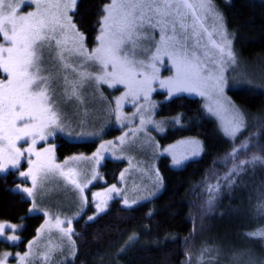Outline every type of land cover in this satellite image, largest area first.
Wrapping results in <instances>:
<instances>
[{
    "label": "rangeland",
    "instance_id": "374dc122",
    "mask_svg": "<svg viewBox=\"0 0 264 264\" xmlns=\"http://www.w3.org/2000/svg\"><path fill=\"white\" fill-rule=\"evenodd\" d=\"M15 2L19 3V0ZM65 2L67 0H40V11L44 18L54 20L62 15ZM169 2L181 5L178 9L179 15L187 14L186 19L189 24L195 15L208 30L204 32L199 26L196 27L195 34L191 28L187 30L189 49L195 50L196 57L190 59V63L185 65L180 76L191 81L196 91L185 93L200 97L204 112L216 121L218 132L234 141L245 129L246 122L244 114L231 99L229 91L241 85L258 82L264 77L261 75L264 67L236 55L233 37L226 28L224 19V30L231 44L228 45L227 41L218 35L219 25L214 16L218 13L223 18V15L212 0V10L201 8V0H188L194 6L193 9L184 8L183 0H169ZM117 4H151L153 8L157 5L163 8L164 0H117ZM36 10L35 3L25 4L20 8L19 15H27ZM127 10L120 8L115 15L119 18L120 14ZM140 10L137 8L135 11ZM143 11L147 15L159 18L147 7H144ZM74 12L70 11L68 14L73 18ZM172 12L176 13L177 9L173 8ZM180 31L177 24V33ZM208 33L212 34L211 38ZM168 34H172L171 30ZM54 35L56 39L62 41V44L57 46L55 40L50 43L45 42L41 74L49 77V93L55 98L54 110L59 119L56 124L49 125L45 129L47 136L45 140L36 138V150L41 152V158L37 163L45 164L47 168L35 173V185L32 176L20 175L21 172H27L30 168H33L35 172L36 166L28 163V160H37L34 155L26 154L25 158H21L19 169H13L11 165H8L4 171L0 172V175H6L11 171L17 172L20 182L15 190L31 201L30 213L42 214L44 221L36 237L27 245L26 251L5 250L0 254V259H5V254H8L5 264L69 262L75 255L72 240L73 224L78 217L87 213V219L89 217L95 219L108 209L114 199H120L125 207H134L153 198L163 190L158 166L161 156H168L171 166L180 169L188 161L199 158L205 151L203 141L197 137H184L165 147H161L158 142V136L168 128L181 126L180 116L161 117L159 115L160 103L169 100L175 94L183 93H177L173 88L174 94H170L171 85L163 88L160 86V80L175 79L177 76L173 60L163 55V46L161 51L163 63H157L154 69L146 60L143 66H135L134 71L142 75L136 76L130 86L118 84L115 87H109L107 84L97 85L94 80H88L82 75L96 74L98 65L94 61H89L87 56L98 46V41L95 46L90 47L84 40L86 51L83 55H77L72 49L78 47V39L71 30L61 31L57 28ZM159 39L160 32L156 29L154 42H159ZM213 40L221 47H225L224 53L219 47L213 45ZM0 44L8 46L2 35H0ZM228 49L232 51L234 59L227 56ZM37 52L39 55V48ZM154 52L155 48L150 47L149 52L144 53L141 58ZM65 65L71 67H65ZM220 75L225 78L223 92L213 87V78ZM0 79H6V74L2 70H0ZM144 80L150 81V89L140 83ZM201 92L204 95H201ZM157 93L164 94L162 100L156 98ZM209 108L212 109L211 113L208 111ZM237 124H239V130L233 133L232 130ZM63 140L97 141V146L91 152L82 151L61 157L58 148ZM6 144V141L0 139V149L6 147ZM30 145V139L17 143L22 150ZM245 146L247 143L241 144L240 148L244 149ZM45 149L49 151L45 152ZM255 156L264 160L263 156ZM107 160L124 161L126 166L119 176L118 183L97 188L96 184L106 182L102 165ZM251 160L249 158L247 161ZM2 165L3 159H0V166ZM242 168L240 175L251 171L249 178L264 174V164L260 161L245 163ZM233 169L231 173L239 175L233 172ZM72 181L80 187L77 188ZM25 188L33 190L31 196L23 191ZM218 193L220 192L217 190ZM243 199L242 197L238 199L241 206L239 208L246 219L245 227L239 235L243 244H247L232 252L223 249L211 251V248L205 247L207 257L203 261L206 255L202 254L200 263L219 264L221 261L220 264H234L233 255L239 252L251 253L257 261H264V237L248 235V233L264 229V213L257 210V205L264 202V180L262 184L259 183L253 194L247 196L246 200ZM97 205L105 210L99 212ZM90 207L94 208V211L88 213ZM58 220L62 223H58ZM0 223L14 226L11 229L6 228L0 240L18 244L21 241L20 231L23 229V223ZM68 229H71V232H68ZM11 236H16L17 240H11ZM122 250L123 248L98 264H120L118 257ZM246 260L247 257H245Z\"/></svg>",
    "mask_w": 264,
    "mask_h": 264
},
{
    "label": "trees",
    "instance_id": "16d2710c",
    "mask_svg": "<svg viewBox=\"0 0 264 264\" xmlns=\"http://www.w3.org/2000/svg\"><path fill=\"white\" fill-rule=\"evenodd\" d=\"M109 1L77 2L73 20L90 47L97 44L103 9ZM212 1L233 37L236 55L264 67V0ZM254 83L259 86L252 83L229 91L246 122L234 141L218 132L216 121L204 112L200 97L183 92L162 101L159 115L180 116L181 126L170 127L158 136L160 146L197 137L205 151L180 169L171 166L168 156H161L158 166L163 190L153 198L134 207H125L120 199H114L95 219H87V213L78 217L73 224L75 255L61 264H98L121 248L120 264H204L199 260L207 254L205 247L232 252L246 245L239 235L246 218L238 199L246 200L253 194L264 174L249 178L251 171L229 173L241 161L255 155L264 157V77ZM163 96L156 94L158 100ZM243 143H247L244 149L240 148ZM96 146L97 141L63 140L58 149L63 157L91 152ZM125 166L124 161L107 160L102 165L106 182L95 187L118 183ZM19 182L17 172L0 175V222L23 223L21 241L10 244L0 240V254L5 250L26 251L44 221L42 214L30 213L31 201L15 190ZM92 211L90 207L88 213Z\"/></svg>",
    "mask_w": 264,
    "mask_h": 264
},
{
    "label": "snow or ice",
    "instance_id": "6c2138e0",
    "mask_svg": "<svg viewBox=\"0 0 264 264\" xmlns=\"http://www.w3.org/2000/svg\"><path fill=\"white\" fill-rule=\"evenodd\" d=\"M32 3L36 4L37 10L29 12L27 15H19L20 8ZM77 0H67L63 4V12L60 17L54 20L44 18L40 11V0H0V35L7 42L8 46L0 44V70L6 74V79H0V139L7 142L6 147L0 149V159H3V165L0 166V172L4 171L8 165L13 169H19L21 158L27 155H34L37 160H28L29 164L35 165V172L30 168L27 172H21L23 177L32 176L35 185L36 172L44 171L47 168L45 164H38L41 158V152L36 150L37 137L43 141L47 138L45 129L49 125L57 123L59 119L54 110V96L49 93V77L41 74V65L43 63V47L45 42L55 40V44L60 46L62 41L56 39L55 32L57 28L61 31L71 30L78 39V47L72 49L77 55H83L84 36L78 31L77 25L68 13L75 11ZM181 5L171 4L169 0H164L163 8L157 5L155 8L149 5L137 4H117V0H110L104 6L102 21L100 22V34L97 36L98 46L92 49L87 59L94 61L98 68L96 74H82L88 80H94L97 85L107 84L109 87H115L118 84L130 86L132 80L142 73L134 71L135 66L145 64L147 60L151 67L156 68L157 63H163L161 55L163 46V55L173 60L177 70L175 79L160 80V86L169 88L170 94L175 92H193L196 88L187 78H181L180 73L185 65L190 63V59L196 57L195 50H190L188 45L189 36L187 30L192 29L195 34L196 27L199 26L204 32L208 30L204 27L198 16L193 15L191 24L187 22L186 15H179L178 9ZM182 6L186 9H193L194 6L183 0ZM60 7V5H57ZM147 7L153 11L156 16L147 15L143 8ZM200 7L207 10L211 9V0H201ZM128 9L120 14L119 18L115 15L118 9ZM141 9L139 12L135 10ZM177 12L173 13L172 9ZM167 18V19H166ZM219 25L218 35L227 41V34L224 30L222 16L218 13L214 16ZM177 24L181 30L177 33ZM159 29V42H154V30ZM169 30L172 34L169 35ZM211 38V33H208ZM222 53L225 47L216 44ZM147 45V46H145ZM154 47L155 52L141 58L144 53L149 52V48ZM39 48V55L37 49ZM169 48L171 50H169ZM139 49V50H138ZM227 56L234 59L230 49ZM199 66V65H197ZM65 67H71L65 65ZM111 68V71H109ZM143 85L150 89V81H141ZM225 78L220 75L213 78V87L223 92ZM204 95L203 92L200 93ZM127 95V93H126ZM211 113L212 109H208ZM239 130V124L233 128V133ZM31 140V145L23 150L17 146L19 141ZM49 151L45 149V152ZM260 161L264 164L261 157L254 156L251 161L241 162V165L234 167L233 172L239 173L243 170L245 163H254ZM179 163V161H177ZM231 176L232 173H229ZM77 188L80 186L72 181ZM29 196L32 195L31 188L23 189ZM127 204V201H125ZM98 211L105 209L97 205ZM257 210L264 213V202L257 205ZM94 217H89V220ZM62 223V221H57ZM12 225L0 223V237H3L6 228L11 229ZM63 231V229H62ZM71 232V229H68ZM252 237H264V229L248 233ZM11 240L16 241V236H11ZM5 254V259L7 258ZM245 257L247 260L245 261ZM5 259H0V264H5ZM234 264H264V261H257L251 253L239 252L233 255Z\"/></svg>",
    "mask_w": 264,
    "mask_h": 264
}]
</instances>
